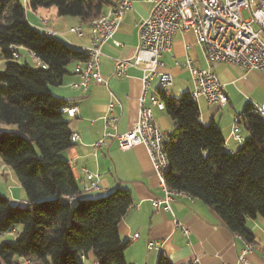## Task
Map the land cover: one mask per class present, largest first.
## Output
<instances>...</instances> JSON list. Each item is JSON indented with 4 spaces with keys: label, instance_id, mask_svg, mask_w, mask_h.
<instances>
[{
    "label": "trees",
    "instance_id": "trees-1",
    "mask_svg": "<svg viewBox=\"0 0 264 264\" xmlns=\"http://www.w3.org/2000/svg\"><path fill=\"white\" fill-rule=\"evenodd\" d=\"M113 0H0V160L10 167L26 193L15 204L0 192V236L16 232L15 242H0V264H85L93 252L97 264H130L119 224L133 204L130 190L96 198L86 195L61 153L73 145L70 103L51 91L61 85L73 62L88 59L58 36L44 33L27 19V8L56 7L60 17L88 23ZM28 49L46 68L21 64L14 53ZM166 114L176 123L165 143L167 185L209 205L224 225L254 241L247 219L264 216V119L248 105L239 120L249 131L236 151L226 149L217 123L204 124L191 92L160 91ZM24 205V206H21ZM22 226L21 230H17ZM157 264H173L160 255ZM194 264V263H191Z\"/></svg>",
    "mask_w": 264,
    "mask_h": 264
},
{
    "label": "crops",
    "instance_id": "crops-1",
    "mask_svg": "<svg viewBox=\"0 0 264 264\" xmlns=\"http://www.w3.org/2000/svg\"><path fill=\"white\" fill-rule=\"evenodd\" d=\"M116 1L113 0V3ZM132 4L133 8L126 11L114 35V39L120 42L121 46H116L110 40L102 49L101 74L109 82L108 86L92 83L86 92L81 88H73L72 84L81 80L80 75L74 71L77 62L69 65V73L61 85L51 86L54 95L66 99L70 105L79 107L76 117H67L73 133L80 134V139L62 152L61 157L72 166L79 185L82 183L85 168L101 175L100 188L86 193L89 197L103 196L117 188L131 191L133 204L119 224L121 240L126 244V259L130 264H157L162 254L173 264H191L196 258L199 264H235L241 252L246 249L247 241L229 231L209 205L186 195L176 196L171 202L169 212L154 208L153 200L162 198L164 190L145 146L138 145L122 150L116 139L111 137L100 148L95 147L105 132L125 133L133 127L139 117V98L144 76L141 66L130 65L124 76H114L117 60L132 59L135 56L139 41V24L149 16L153 7L148 0H132ZM34 11L35 14L27 13V19L34 27L40 29L42 20L46 19L50 22V27L61 33L70 45L80 50H86L90 46L88 23L78 17H60L58 11L53 9ZM47 14L53 15V18L49 20V17L45 16ZM80 24L85 31L81 38L69 32L70 27ZM19 54L24 63L36 66V59L28 49L20 47ZM188 56L198 68L209 66L194 32L180 31L174 37L172 51L164 55L165 66L160 69L174 76L170 95L179 96L187 91L192 92L194 88L190 72L176 65V62H185ZM0 64L4 69L3 58ZM213 67L224 83L228 100L224 104H212L200 98L196 103L201 111V121L206 125L217 123L225 136L226 149L236 151L249 135L245 124L238 119L239 114L248 105H264V71H246L226 63ZM158 85V78L152 80L147 95L158 91ZM114 100L116 104L112 116L117 119L116 129L107 127L104 120L109 103ZM153 112L161 129L168 134L172 133L176 123L165 111L153 108ZM235 124L241 127L242 142L233 134ZM4 129L10 128L0 124V131ZM8 168L0 160L2 174L7 173ZM10 199L26 202L22 191H13ZM176 219L183 226H177ZM247 228L253 233L254 241L253 250L248 253L245 264H264V216L248 218ZM135 234H139L138 239H134ZM149 241H160L163 248L149 250ZM83 261L85 264H97L93 252L83 258ZM23 263L30 264L27 261Z\"/></svg>",
    "mask_w": 264,
    "mask_h": 264
},
{
    "label": "built area",
    "instance_id": "built-area-1",
    "mask_svg": "<svg viewBox=\"0 0 264 264\" xmlns=\"http://www.w3.org/2000/svg\"><path fill=\"white\" fill-rule=\"evenodd\" d=\"M148 1L153 7L149 16L139 24V41L135 56L132 59L117 60L114 66L116 77L124 76L130 65H140L144 72L138 120L125 133L105 132L95 147L100 148L111 137L116 139L122 150L138 145L145 146L164 190V196L154 199L153 206L156 210L169 212L174 198L186 194L173 190L167 185L165 173L169 169V159L165 143L169 139V134L161 129L153 112V108L165 110V104L159 93L164 91L169 94L174 83L172 73L160 70L165 66L164 55L172 51L174 37L178 32H194L209 66L196 67L190 56L185 62H176V65L190 72L194 85L191 96L195 102L204 98L212 104L226 103L228 95L224 83L213 65L226 63L239 66L246 71H264V0ZM132 8V0H117L104 14L88 22L91 35L90 46L86 48L88 59L77 63L74 71L80 75L81 80L74 82L73 88H81L86 92L92 83L108 86L109 82L101 74L102 49L110 40L116 46H121V43L114 39V35L126 11ZM40 30L52 36H62L50 27V22L46 19L42 20ZM69 32L80 38L85 35L81 24L70 27ZM13 55L18 59L20 57L19 52ZM36 62V66L46 68V65L38 59ZM155 78L159 79L158 91L148 96L151 82ZM115 104V100L109 103L104 120L107 127L116 129L117 119L112 116ZM255 109L264 119V105ZM63 111L68 117L74 118L79 114V107L75 104L68 105ZM233 134L242 142L239 124L234 125ZM79 139L80 134L73 133L72 141L75 143ZM100 177L99 173L85 168L81 180L82 189L87 193L98 190ZM175 223L177 226H183L178 219ZM185 232L188 233V230L185 229ZM138 238L139 234H135L134 239ZM147 247L149 250H161L163 243L149 241ZM251 250L253 243L247 241L246 249L241 252L235 264H245ZM193 263L199 264V260L196 258Z\"/></svg>",
    "mask_w": 264,
    "mask_h": 264
},
{
    "label": "rangeland",
    "instance_id": "rangeland-1",
    "mask_svg": "<svg viewBox=\"0 0 264 264\" xmlns=\"http://www.w3.org/2000/svg\"><path fill=\"white\" fill-rule=\"evenodd\" d=\"M23 3L25 0H21ZM39 9H53L54 11H57V8L56 7H49V8H46V7H41ZM27 13H34L35 14V11L32 10L31 8H27ZM245 15L247 16V13H245ZM47 17H49V20H51L53 18V15H45ZM37 17V16H36ZM38 20V18H37ZM39 22V21H37ZM59 38H63L62 36H59ZM64 39V38H63ZM2 55L0 53V62L2 61ZM18 62L21 63V64H25L24 60H22L21 58L18 59ZM4 69L1 68V64H0V72L3 71ZM7 128H10V129H4L5 131H11V130H18V127L15 126V125H10V126H6ZM9 171L5 174H2V172L0 171V192L6 194L7 196L10 197V195L12 194V192L16 191V193H18V191H22L23 193V198L26 199V193L24 191V189L22 188L17 176L15 175L14 171L9 167L8 168ZM24 199V200H25ZM13 203H17V204H25V203H21V199H19L18 201H14L13 199H11ZM21 206H24V205H21ZM22 226H18V229L17 230H21ZM16 236H17V233L16 232H8V233H4L0 236V242L2 241H8V242H15L16 240Z\"/></svg>",
    "mask_w": 264,
    "mask_h": 264
}]
</instances>
